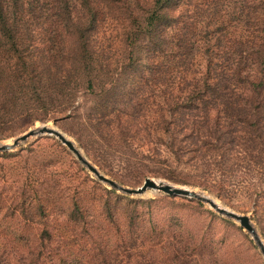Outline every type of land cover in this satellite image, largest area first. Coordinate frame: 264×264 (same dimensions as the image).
I'll return each mask as SVG.
<instances>
[{
  "label": "trees",
  "instance_id": "trees-1",
  "mask_svg": "<svg viewBox=\"0 0 264 264\" xmlns=\"http://www.w3.org/2000/svg\"><path fill=\"white\" fill-rule=\"evenodd\" d=\"M105 21L120 25L124 55L114 69V53L100 41ZM133 76L163 94L151 125L140 122L127 85ZM82 83L90 105L74 107ZM58 97L62 114L73 108L66 118L78 124L76 136L100 168L157 166L158 177L226 201L247 199L264 215V0H0V126L22 104L42 113L26 111L30 122L55 120ZM3 133L0 127V140ZM160 153L167 159L157 160ZM130 202L116 223L120 239L97 246L90 262L137 264L146 214L138 208L151 202ZM71 208L61 213L89 236V211L81 201ZM103 211L114 219L109 199ZM33 245L34 263L46 247ZM55 256V264H71Z\"/></svg>",
  "mask_w": 264,
  "mask_h": 264
},
{
  "label": "rangeland",
  "instance_id": "rangeland-1",
  "mask_svg": "<svg viewBox=\"0 0 264 264\" xmlns=\"http://www.w3.org/2000/svg\"><path fill=\"white\" fill-rule=\"evenodd\" d=\"M118 26L120 27L119 23L117 25L105 21L100 27L102 45H99L110 54L114 53L111 69L115 68L114 59L117 61L116 65L122 66L124 55L121 53L123 42ZM42 39H45L44 33ZM146 78L149 79L148 76ZM127 85L129 92L134 94L131 96L133 100L140 104V122L153 124V117L158 111L157 104L160 106L163 94L156 93V85L152 81L147 83L136 76L129 78ZM84 87V83L80 84L75 96L73 95L74 107H80L84 105V101L85 103L90 101V95L82 96ZM63 106L58 97L53 109H61ZM60 109L57 111L61 114L54 112L55 120L33 123L26 116V111L42 117L41 111H37L31 104L20 105L15 112L16 117L7 119L8 124L0 126L4 131L0 142H9L33 127L47 125L55 128L70 140L80 154L101 174L119 185L136 188L142 185L144 179L149 178L203 192L213 198L218 205L248 216L264 245V215L254 214L247 199L226 201L199 188L174 184L158 177L161 173H158L157 166L152 170L135 167L125 170L118 162L119 166L113 164L111 171L104 167L100 168L94 159L92 160L91 154L80 144L76 136L81 132L78 124L73 119L66 118L73 108L63 114ZM84 122L87 120L84 119ZM83 138L88 143V138L85 136ZM135 152L139 153L137 150ZM5 154L17 155L7 157ZM5 154L0 153V264L33 263L30 260L37 254L33 243H42L46 247L41 251L40 260L33 264L59 263L55 255L68 256L71 264L74 261L76 264H98L90 262L89 258L96 256L99 245L107 249V245H116L121 236L116 230V223L122 225L125 219L124 208L133 205L130 201L151 202L150 205L141 204L138 208L139 212L146 214L141 220L143 223L139 230L145 238L143 237L142 246L134 257L137 264H264V259L251 235L238 223L226 219L194 199L191 201L200 203L201 207L188 198L168 196L153 190H147L139 196L124 195L98 181L77 161L66 146L53 136L30 139L13 152ZM160 155L161 158L158 157L157 160L167 159L165 153ZM132 158L135 159V156ZM188 162L191 163L189 160ZM107 191L111 194L107 195ZM115 195L126 199H115ZM107 199L116 208L114 214L116 222L113 218H108L103 211V202ZM76 201H81L92 217L93 227H90L92 232L89 236L81 233V225L68 222L63 214L67 209L72 211L71 207ZM96 233L104 235L100 236L99 243L93 238ZM148 235L155 237V244L153 237L149 239ZM45 259L47 262H44Z\"/></svg>",
  "mask_w": 264,
  "mask_h": 264
},
{
  "label": "water",
  "instance_id": "water-1",
  "mask_svg": "<svg viewBox=\"0 0 264 264\" xmlns=\"http://www.w3.org/2000/svg\"><path fill=\"white\" fill-rule=\"evenodd\" d=\"M42 136H53L58 139L66 148L74 155L77 161L84 166L94 177L101 183L109 186L110 188L127 196H139L144 194L147 190L159 191L168 196H179L188 199H194L204 205L210 207L217 214L225 217L228 220H232L239 224V226L251 235L254 243L258 247L263 259H264V245L258 237L254 227L248 216L244 214H238L234 211L226 209L218 205L213 198L203 192H197L194 189L187 187H178L170 185L162 181H155L149 178L144 179L141 186L136 188H127L119 185L115 181L107 178L101 174L94 165L90 164L74 146V144L68 140L61 132L55 128L48 127L47 125H41L39 127H33L28 129L26 132L18 135L11 139L9 142H0V153H11L20 146L26 144L30 139L42 137Z\"/></svg>",
  "mask_w": 264,
  "mask_h": 264
}]
</instances>
